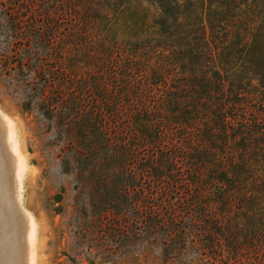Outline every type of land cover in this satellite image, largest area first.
Instances as JSON below:
<instances>
[{"label": "rangeland", "instance_id": "374dc122", "mask_svg": "<svg viewBox=\"0 0 264 264\" xmlns=\"http://www.w3.org/2000/svg\"><path fill=\"white\" fill-rule=\"evenodd\" d=\"M125 7L158 17L143 0ZM84 15L75 0H0V245L7 263L246 264L225 250L217 259L203 255L205 217L218 208L211 203L201 215L200 190L184 180L189 169L176 129L156 145L137 126L161 116L146 111L157 113L162 97L123 85L131 56L100 53L101 73L86 68L93 43L96 53L103 40L148 47L155 36L123 15L92 25ZM218 190L203 193L206 201Z\"/></svg>", "mask_w": 264, "mask_h": 264}, {"label": "trees", "instance_id": "16d2710c", "mask_svg": "<svg viewBox=\"0 0 264 264\" xmlns=\"http://www.w3.org/2000/svg\"><path fill=\"white\" fill-rule=\"evenodd\" d=\"M127 1L75 0L86 25L123 15L133 28L150 29L154 45L103 40L96 54L93 43L86 68L101 73L94 63L100 53L131 56L122 84L162 97L157 113L146 111L161 116L138 119L137 126L156 145L171 138L170 126L176 129L189 169L184 180L200 190L201 215L211 203L218 208L204 216L203 255L217 259L225 250L235 262L264 264V0H143L158 12L152 21L126 8ZM213 186L219 190L206 201L203 193Z\"/></svg>", "mask_w": 264, "mask_h": 264}, {"label": "bare ground", "instance_id": "6f19581e", "mask_svg": "<svg viewBox=\"0 0 264 264\" xmlns=\"http://www.w3.org/2000/svg\"><path fill=\"white\" fill-rule=\"evenodd\" d=\"M10 131V130H9ZM12 136V135H11ZM10 139H11V137H10ZM9 143V142H8ZM11 145V144H10ZM14 148V147H13ZM14 150V149H13ZM12 152V151H11ZM12 154V153H11ZM10 154V155H11ZM14 154V153H13ZM16 156V155H15ZM13 159V158H12ZM15 159V158H14ZM19 159V158H18ZM1 160V159H0ZM2 161V160H1ZM19 161V160H18ZM16 163V162H15ZM2 164H3V162H2ZM4 165V164H3ZM13 168H15V166L13 167ZM16 169V168H15ZM14 170V169H13ZM7 173V172H6ZM4 175H5V171H4V169H3V167H2V165L0 164V189H1V187H3V185H4V182H3V180H4ZM9 176V175H8ZM8 180V179H7ZM6 191V190H5ZM2 194H3V192L0 190V195L2 196ZM6 194V193H5ZM6 198V197H5ZM10 203V202H9ZM11 205H12V203H11ZM2 207V206H1ZM10 207V206H9ZM12 207V206H11ZM4 209V208H3ZM7 210V209H6ZM1 211V210H0ZM1 214V213H0ZM4 215V214H3ZM6 216V215H5ZM8 216V215H7ZM7 218V217H6ZM18 218V217H17ZM21 219V218H20ZM0 223H1V225L3 226V225H5L6 224V219H5V217H2V214H1V217H0ZM9 221V220H8ZM9 223V222H8ZM11 223V222H10ZM13 224V223H12ZM32 224V223H31ZM19 225V224H18ZM27 225H28V223H27ZM12 226V225H11ZM9 227V226H8ZM12 227H14V226H12ZM33 227V226H32ZM2 229H4L3 227H1ZM7 230H8V228H6ZM9 229H11V228H9ZM31 229V228H30ZM5 230V229H4ZM1 231L2 233H0V236H1V234H3V233H5V231ZM29 230V229H28ZM17 231V230H16ZM30 233H31V231H30ZM33 233H34V231H33ZM9 234V233H8ZM14 234H15V232H14ZM17 234V233H16ZM10 235H11V233H10ZM9 235V236H10ZM27 235V234H26ZM33 235V234H32ZM6 236V235H5ZM15 236V235H14ZM7 237V236H6ZM16 237V236H15ZM14 237V238H15ZM27 237V236H26ZM1 238V237H0ZM4 238V237H3ZM3 238H2V240H3ZM31 239H32V236H31ZM31 239H29V240H31ZM35 239V238H34ZM33 239V240H34ZM1 240V239H0ZM6 240H8V239H6ZM32 240V241H33ZM27 241H28V239H27ZM34 242V241H33ZM9 243V242H8ZM28 243V242H27ZM7 244V243H6ZM19 244V243H18ZM3 246L4 245H0V264H8L7 263V261H6V257L7 258H9L8 256H7V253L5 254V252H7L6 250H3L4 248H3ZM9 246V245H8ZM14 247V246H13ZM13 247H11V248H13ZM31 248L33 247V246H30ZM15 248H18L17 246H15ZM20 248V247H19ZM32 249H34V248H32ZM32 249H30L31 251H32ZM29 250V249H28ZM20 251V250H19ZM19 253V252H18ZM28 253V252H27ZM9 255V254H8ZM16 255V254H15ZM31 256L33 255V253H31L30 254ZM13 258V257H12ZM20 259V258H19ZM18 259V260H19ZM11 260V259H10ZM32 260V259H31ZM18 262V261H17Z\"/></svg>", "mask_w": 264, "mask_h": 264}]
</instances>
